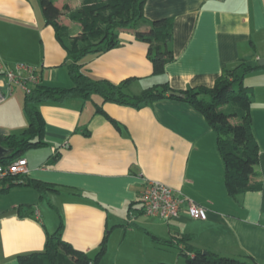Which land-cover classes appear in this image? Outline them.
I'll return each mask as SVG.
<instances>
[{"label": "crops", "instance_id": "0c3cea01", "mask_svg": "<svg viewBox=\"0 0 264 264\" xmlns=\"http://www.w3.org/2000/svg\"><path fill=\"white\" fill-rule=\"evenodd\" d=\"M50 1L60 13V22L78 32L80 26L66 14L79 6V0ZM38 3L40 0H0L2 94L7 91L3 71L17 64L35 68L41 86H73L65 51L53 28L46 25ZM162 18L173 20L175 60L165 67L164 77L175 90L212 87L224 67L241 59L256 66L264 59V0H146L144 20L119 32V46L84 59L83 73L114 84L131 79L128 91L140 94L158 79L151 75L147 45L136 41L133 33ZM251 57L256 64L250 63ZM252 73L263 93L251 106L263 187L234 198L223 185L215 133L185 104L165 100L139 110L104 104L103 111L119 128L95 113L94 102L101 103L100 98L91 103L70 99L40 105L48 146L34 150L29 160L25 158V180L47 184L55 191L41 196L31 187L15 186L0 193V264H18V255L42 251L47 233L59 224V214L63 238L90 256L106 235L104 257L115 253L126 261L147 258L137 247L145 245L151 264H165L156 251L168 247L183 250L185 245L177 244L175 237L186 235L194 251L236 259L248 255L264 264V72L257 69ZM246 80L255 96L257 87L251 83L250 73ZM24 93L15 87L0 102V137L26 129ZM147 182L166 185L183 200L177 218L165 221L148 216L138 211L141 203L129 210V204L141 202ZM188 201L206 210V220L189 217ZM129 237L136 239L122 246ZM189 256L194 257V252Z\"/></svg>", "mask_w": 264, "mask_h": 264}, {"label": "trees", "instance_id": "16d2710c", "mask_svg": "<svg viewBox=\"0 0 264 264\" xmlns=\"http://www.w3.org/2000/svg\"><path fill=\"white\" fill-rule=\"evenodd\" d=\"M145 2L146 0H79V6L66 14L68 20L80 26V30L75 33L68 25L60 22V13L50 0H40L45 23L53 28L57 43L65 51V65L73 86L65 89L37 85L28 94L24 93L23 110L27 127L18 135L0 137V146L10 151L4 159H0V163H9L22 157L26 151L48 146L44 141L45 121L39 111L40 105L61 104L70 99L87 101L97 96L101 103L94 102L95 113L103 115L114 127L119 128L103 111L104 104L139 110L155 102L168 100L185 104L198 112L215 133L216 149L223 165V185L230 197L261 191L263 182L257 170L259 147L253 135L251 117L254 92L252 87L244 83L246 75L262 69L258 65L252 66L241 59L233 66L224 67L212 87L175 90L164 77L165 67L175 60L171 47L173 20L162 18L149 22L148 29L133 33L136 41L147 45V59L152 65L151 75L153 79H158L140 94L128 91L131 79L114 84L83 73L84 59L119 46V32L127 31L144 20ZM171 92L179 93L182 97L169 96ZM57 157L58 154L52 159ZM0 185V193L15 186L31 187L41 196L55 191L47 184L25 180L21 176L0 179ZM139 203L141 202L129 204V210ZM95 204L106 210L105 206ZM139 210L143 213L142 206ZM63 230L64 224L59 214V224L53 232L47 233L44 249L18 255V264H101L107 249L106 235L95 254L90 256L67 242L63 238ZM152 238L161 242L154 236ZM189 241L190 237L186 235L175 237L177 244L185 245L183 250L178 251L185 259V264H260L248 255L236 259L211 252L194 251ZM161 243L166 244L168 241ZM169 243V246L178 247ZM193 252L194 257H190L189 253Z\"/></svg>", "mask_w": 264, "mask_h": 264}, {"label": "built area", "instance_id": "2783aa9c", "mask_svg": "<svg viewBox=\"0 0 264 264\" xmlns=\"http://www.w3.org/2000/svg\"><path fill=\"white\" fill-rule=\"evenodd\" d=\"M3 77L7 82V91L0 93V102L9 96L15 87L29 93L31 89L40 84L38 71L25 64H17L12 69L5 68ZM28 175L27 161L23 157H18L9 163H0V179ZM1 189V185H0ZM140 201L143 212L148 216H156L161 220L171 221L177 218L180 206L183 202L171 188L158 182H147L140 194ZM187 213L190 218L195 220H206V210L187 202Z\"/></svg>", "mask_w": 264, "mask_h": 264}, {"label": "rangeland", "instance_id": "374dc122", "mask_svg": "<svg viewBox=\"0 0 264 264\" xmlns=\"http://www.w3.org/2000/svg\"><path fill=\"white\" fill-rule=\"evenodd\" d=\"M38 4H40V3H38ZM131 28H134V25ZM249 61L252 64H254V63L256 64V60H254V58H252V57L249 58ZM256 72H258V71H256ZM259 72H264V68L263 69H259ZM255 74H258V73H255ZM250 76H251V83L255 87H257L256 88L257 89L256 90L257 94L255 96H253V103L252 104H254L255 102H258V101L261 100V97H262L263 93H261L260 88H258V85H257L258 78L256 80V78L254 77L253 73L252 74L250 73ZM259 80H260V78H259ZM246 82H247V80L244 83H246ZM245 85H247V84H245ZM98 99H99V97L93 96L91 100H87L86 102L91 103L93 100L94 101H98ZM34 150H37V149H31L29 151H26L25 153H23L22 157L29 160V155L32 154L34 152ZM135 239H136L135 237H133V238L129 237L127 240L124 241L122 246L128 244V242H134ZM120 243H121V241L119 240V244ZM137 247H138L139 251L143 249L142 250V254L143 255H147V258L142 257V259H140V260L126 261L123 258H120L119 256L116 257V254L114 253V255H108V256L104 257V259L102 260L101 264H151V263H153V262H149L150 259H151V255H150V252L147 249V247L145 245L143 247H140L138 245ZM124 248H127V246L123 247V249ZM121 249H122V247H121ZM167 249L166 250L168 252L166 250L165 251H161V252H158V251H156V252H157V254H160V256L165 259V260H163L164 262H166L165 264H176V258L178 256L177 249H172V248H169V247ZM179 259H180V263L179 264H185V259L183 257L180 256ZM159 264H164V263H159Z\"/></svg>", "mask_w": 264, "mask_h": 264}, {"label": "water", "instance_id": "95a60500", "mask_svg": "<svg viewBox=\"0 0 264 264\" xmlns=\"http://www.w3.org/2000/svg\"><path fill=\"white\" fill-rule=\"evenodd\" d=\"M257 65L261 68H264V59L259 60ZM169 96L177 97V98L182 97L181 94L174 92L169 93ZM9 152H10L9 150L0 146V159H4Z\"/></svg>", "mask_w": 264, "mask_h": 264}]
</instances>
